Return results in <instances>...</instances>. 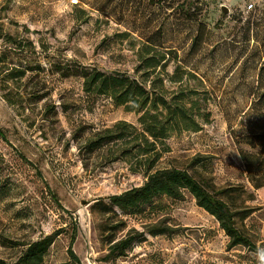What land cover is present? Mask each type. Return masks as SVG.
Wrapping results in <instances>:
<instances>
[{
  "label": "rangeland",
  "instance_id": "rangeland-1",
  "mask_svg": "<svg viewBox=\"0 0 264 264\" xmlns=\"http://www.w3.org/2000/svg\"><path fill=\"white\" fill-rule=\"evenodd\" d=\"M183 1L0 0V264L17 262L29 244L58 232L44 264L70 262L71 247L82 264H258V195L239 201L256 209L240 225L255 249L232 247L189 193L126 217L129 228L117 239L138 232L146 241L122 258H108L102 219L91 214L95 201L146 182L124 162H111L108 148L86 150L120 122L138 127L139 117L87 95L83 79L63 77L58 67L134 75L139 45L160 28L180 58L170 73L178 66L188 72L185 82L206 93L211 117L199 132L174 136L156 170L186 169L215 190L255 193L250 164L264 159V0H185L192 17L181 11ZM201 30L203 45L192 55ZM18 72L26 76L11 80ZM156 229L168 233L150 234Z\"/></svg>",
  "mask_w": 264,
  "mask_h": 264
},
{
  "label": "trees",
  "instance_id": "trees-1",
  "mask_svg": "<svg viewBox=\"0 0 264 264\" xmlns=\"http://www.w3.org/2000/svg\"><path fill=\"white\" fill-rule=\"evenodd\" d=\"M179 7L186 16L195 15L186 7L185 0L179 2ZM205 36V31H199L190 52L192 55L199 52ZM9 41L12 42V38ZM135 55L134 75L122 71L107 73L98 68L72 69L63 64L58 67L63 77L78 76L83 79L87 95L111 99L116 107L124 108L139 117L138 127L120 122L114 128L97 134L86 147L91 154L108 148L111 162H124L132 173L146 177L141 187L107 200H97L90 206L93 217L102 219L103 239L107 241L110 251L108 258L125 257L136 244L146 241L145 233L138 232L117 239L129 228L126 217L135 218L148 210L158 209L164 205V200L181 201L187 193L196 200L199 207L218 220L230 237L232 247L255 249L256 245L243 233L240 225L256 209L246 206L245 201H239L243 196H248V201H255L257 195L264 200V159L250 164H256L249 171L254 194L248 193L243 187L215 190L208 180L200 181L186 169L156 170L163 156L170 152L168 142L176 135L199 132L201 122H210L211 112L206 93L185 82L184 75H189L186 70L178 66L177 73H170V67L180 58L177 51L165 46L162 28L147 36ZM13 75L11 80L15 81L23 79L26 73ZM172 84L177 87L172 89ZM167 233L165 229L150 232L153 236ZM59 235L60 232L29 244L13 264H44ZM69 255L71 261L63 264H82L72 247Z\"/></svg>",
  "mask_w": 264,
  "mask_h": 264
},
{
  "label": "clouds",
  "instance_id": "clouds-1",
  "mask_svg": "<svg viewBox=\"0 0 264 264\" xmlns=\"http://www.w3.org/2000/svg\"><path fill=\"white\" fill-rule=\"evenodd\" d=\"M258 264H264V248H258L256 252Z\"/></svg>",
  "mask_w": 264,
  "mask_h": 264
},
{
  "label": "water",
  "instance_id": "water-1",
  "mask_svg": "<svg viewBox=\"0 0 264 264\" xmlns=\"http://www.w3.org/2000/svg\"><path fill=\"white\" fill-rule=\"evenodd\" d=\"M223 11H224L225 14H227L229 10H228V8L223 7Z\"/></svg>",
  "mask_w": 264,
  "mask_h": 264
}]
</instances>
